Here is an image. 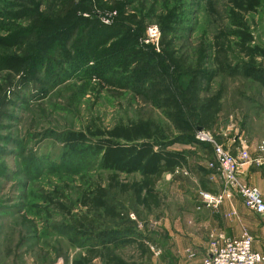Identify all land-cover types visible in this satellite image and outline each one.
Wrapping results in <instances>:
<instances>
[{"label":"rangeland","instance_id":"obj_1","mask_svg":"<svg viewBox=\"0 0 264 264\" xmlns=\"http://www.w3.org/2000/svg\"><path fill=\"white\" fill-rule=\"evenodd\" d=\"M77 1L0 0V264H72L118 231L138 239L154 234L155 242L162 236L156 221L175 213L177 200L199 195L198 153L209 168L213 152L194 138L198 109L185 91L190 75L169 67L170 58L200 79L215 70L213 56L223 46L220 52L226 51L237 70L219 73L209 84L199 80L200 102L221 97L208 129L218 138L234 123L248 136L264 138V87L239 74L248 59L237 45L242 30L264 49V0L251 12L237 10L231 0H85L87 24L44 53L34 50L43 32L40 20ZM150 24L160 28L157 47L144 41ZM12 56L26 59L19 74L5 66ZM255 62L264 67V58ZM166 87L180 103L177 127L165 115ZM136 120L151 122L171 148L189 156V169L166 173L157 183L159 209H144L131 192L109 187L115 172L98 155L78 154L62 143L70 131L89 134ZM139 178L119 174L117 180ZM97 187L106 189L119 217L81 205ZM58 204L93 223L77 229ZM117 253L151 264L150 255L142 259L134 245L120 246ZM91 261L104 264L98 255Z\"/></svg>","mask_w":264,"mask_h":264},{"label":"trees","instance_id":"obj_2","mask_svg":"<svg viewBox=\"0 0 264 264\" xmlns=\"http://www.w3.org/2000/svg\"><path fill=\"white\" fill-rule=\"evenodd\" d=\"M231 4L239 11L251 12L255 11L258 6V0H231ZM88 12L89 8L85 0H80L64 13L56 15L54 18L40 20L39 23L43 32L35 37L33 49L44 53L56 42L72 36L79 24L88 23ZM238 38L239 51L248 59L244 66L238 68L239 74L264 87V67L255 62L257 57L264 58V49L252 44L253 37L247 32L240 30ZM4 44V41L0 39V45ZM222 47L220 46L213 56L212 61L215 70L200 74V79L205 80L207 84L219 73L237 70L228 63L226 51L220 52ZM25 65L26 59L24 57L12 56L5 60L6 68L15 74H19ZM173 65L179 74L190 75L185 91L198 109L195 130L197 127L211 128L220 112V94L200 102L198 96L200 79L197 73L179 65L176 60L170 58L169 67ZM165 89V115L177 127L180 118V103L169 88L166 87ZM157 131L158 128L151 122L136 120L118 123L107 130H89V134L83 131H70L64 136L62 143L69 151H75L78 154L91 152L98 155L102 166L115 172L110 177L109 187L117 188L121 194L131 192L135 203L144 209H159L162 206V196L157 189V183L164 174H173L178 169L189 167V156L184 150L172 149L167 139L161 137ZM199 144L210 147L205 143ZM119 174H137L140 178L133 182H119L117 180ZM201 188L206 189L202 180ZM106 197V189L97 187L92 196L84 195L80 203L89 210H102L109 216L119 217L115 206L110 204ZM58 205L69 216L77 229L84 228L86 223H93L86 215H81L80 218L76 219L62 204ZM106 242L108 244L102 243L101 246L89 248L86 254L74 259L72 264H92V258L97 255L102 258L104 264H140L134 260H126L117 253V248L134 245L140 257H144L151 253L149 245H155L151 236H142L138 239L124 234L123 231L110 234Z\"/></svg>","mask_w":264,"mask_h":264},{"label":"crops","instance_id":"obj_3","mask_svg":"<svg viewBox=\"0 0 264 264\" xmlns=\"http://www.w3.org/2000/svg\"><path fill=\"white\" fill-rule=\"evenodd\" d=\"M237 129L244 131L238 126ZM222 132L218 136L220 142L233 153L237 151L236 145L232 143L235 132L225 130ZM244 133L251 144V155L253 157L264 155V152H258L257 148L264 138L254 135V132H249L250 136L246 130ZM198 155L197 168H195L201 173L199 180L204 182L205 191L219 192L223 187L221 178L210 165L209 168L206 167L202 161L203 154L198 153ZM190 171L191 174H196L192 169ZM240 177L248 186L257 188L264 196V164L243 165ZM200 189H202L201 184ZM197 195L192 194L187 199L177 200L174 204L177 211L156 221L154 226L158 227V232L162 236H157L155 245L150 247L151 253L147 254L151 257V264H202L203 259L209 255V240L212 236L224 234L230 238H238L244 231L252 236L253 249L264 254V216L247 210L238 195L225 200L216 210L203 206ZM153 235H150L152 239L155 237Z\"/></svg>","mask_w":264,"mask_h":264},{"label":"built area","instance_id":"obj_4","mask_svg":"<svg viewBox=\"0 0 264 264\" xmlns=\"http://www.w3.org/2000/svg\"><path fill=\"white\" fill-rule=\"evenodd\" d=\"M160 28L156 24H150L145 31V43L158 45ZM234 131L232 143L236 145L234 153L218 140L209 130L201 128L195 130L196 142L209 145L213 152V160L209 163L222 180V189L212 193L201 190L199 192L200 203L212 210H216L225 201L238 195L245 208L256 214L264 216V196L255 187L248 186L240 177L243 165L254 163L264 164V155L253 157L250 149L251 144L246 138L244 131L237 129L234 123H230L226 129ZM258 152H264V141L257 145ZM252 236L244 231L238 238H230L224 234H217L209 240V255L202 264H259L264 263V254L253 249Z\"/></svg>","mask_w":264,"mask_h":264},{"label":"water","instance_id":"obj_5","mask_svg":"<svg viewBox=\"0 0 264 264\" xmlns=\"http://www.w3.org/2000/svg\"><path fill=\"white\" fill-rule=\"evenodd\" d=\"M201 129V127H197V130H200Z\"/></svg>","mask_w":264,"mask_h":264}]
</instances>
